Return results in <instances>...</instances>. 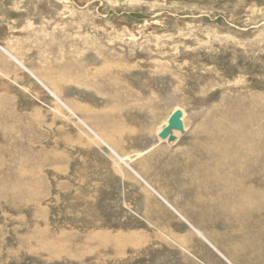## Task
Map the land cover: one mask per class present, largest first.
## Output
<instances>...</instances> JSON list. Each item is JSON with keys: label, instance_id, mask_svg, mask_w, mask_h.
<instances>
[{"label": "rangeland", "instance_id": "rangeland-1", "mask_svg": "<svg viewBox=\"0 0 264 264\" xmlns=\"http://www.w3.org/2000/svg\"><path fill=\"white\" fill-rule=\"evenodd\" d=\"M0 46L76 115L0 49V264H264V0H0Z\"/></svg>", "mask_w": 264, "mask_h": 264}, {"label": "bare ground", "instance_id": "bare-ground-1", "mask_svg": "<svg viewBox=\"0 0 264 264\" xmlns=\"http://www.w3.org/2000/svg\"><path fill=\"white\" fill-rule=\"evenodd\" d=\"M0 49H2L5 53H7L11 58H13V60L20 66H22L23 68H25L27 71H29L31 73V75L46 89L48 90V92L67 110L69 111L74 117H76V115L74 114V111L69 107L68 104H66L65 102H63L60 97L58 96V94L52 90L51 88H49L45 83H43L40 78H38L32 71L28 70L22 62H20L14 55H12L11 53H8V51L6 49H4V47H1L0 46ZM182 112V111H181ZM182 116L183 114H181V117L180 119H182ZM78 120H80V122L84 125L85 122L83 120H81L80 118L77 117ZM164 129H167L168 130V135L166 136L165 139H167L168 142H173L175 141V139L177 138L178 134L182 131V128H183V125L181 128H177L176 126L175 127H172V128H167V120L165 121V125L163 126ZM162 128V129H163ZM88 129H90L88 127ZM161 129V128H160ZM159 129V131H160ZM89 131H92L93 134L98 138V140H100V142H102L103 144H105V141L102 139V137H100L97 133H95L92 129H90ZM158 131V132H159ZM183 132V131H182ZM107 145V143L105 144ZM108 146V145H107ZM248 149V148H247ZM250 150V149H249ZM251 154V153H250ZM117 156V155H116ZM118 158V157H117ZM251 158V157H250ZM122 160H125V158H122ZM256 159V158H255ZM120 160V159H119ZM124 162V161H123ZM131 170V169H130ZM144 182V181H143ZM154 192H156V194L162 199L164 200V202L174 211L176 212L178 215H180L185 221H187L184 216H182L181 213H179L175 208L174 206L168 202V200H166V198L162 197V195L160 193H158L154 188L153 190ZM188 225L193 229V231L199 235L206 243H208L217 253H219L220 255H222V257L224 259H227L229 262V264H233L219 249H217L215 247V245L206 237V235L203 233V231H201L200 229L196 228L194 225H192L191 223L188 222Z\"/></svg>", "mask_w": 264, "mask_h": 264}, {"label": "water", "instance_id": "water-1", "mask_svg": "<svg viewBox=\"0 0 264 264\" xmlns=\"http://www.w3.org/2000/svg\"><path fill=\"white\" fill-rule=\"evenodd\" d=\"M181 114L182 112L180 109H175L167 119V128H172L175 126L177 128H181ZM157 135L160 139H164L168 135V130L163 128Z\"/></svg>", "mask_w": 264, "mask_h": 264}]
</instances>
